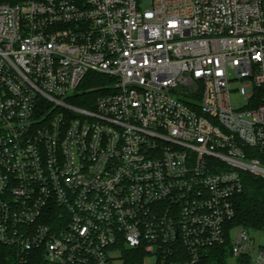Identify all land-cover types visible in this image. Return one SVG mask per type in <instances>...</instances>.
<instances>
[{"label": "built area", "instance_id": "2783aa9c", "mask_svg": "<svg viewBox=\"0 0 264 264\" xmlns=\"http://www.w3.org/2000/svg\"><path fill=\"white\" fill-rule=\"evenodd\" d=\"M90 72L107 82L83 106ZM246 174L264 178V0H0L18 264H264V228L232 237Z\"/></svg>", "mask_w": 264, "mask_h": 264}, {"label": "trees", "instance_id": "16d2710c", "mask_svg": "<svg viewBox=\"0 0 264 264\" xmlns=\"http://www.w3.org/2000/svg\"><path fill=\"white\" fill-rule=\"evenodd\" d=\"M103 79L105 76L102 74L88 73L77 88L76 102L86 106L87 97L93 98L103 93L106 84ZM230 224L252 230L264 228V178L252 174L245 175L244 190L236 197V214ZM133 255L128 257L127 264H141L140 259ZM16 260L14 250L0 244V264H18ZM219 261L225 264L227 259L222 257Z\"/></svg>", "mask_w": 264, "mask_h": 264}, {"label": "rangeland", "instance_id": "374dc122", "mask_svg": "<svg viewBox=\"0 0 264 264\" xmlns=\"http://www.w3.org/2000/svg\"><path fill=\"white\" fill-rule=\"evenodd\" d=\"M103 80L104 81L106 80L105 82H107V77H105V79H103ZM232 89H233L232 99H233V102L236 105V107L237 106L242 107V106L246 105L247 102H246L245 98L243 97V95H241L237 91L238 85L237 84H233L232 85ZM77 91H78V89L75 90V93ZM87 98L91 99V97H87ZM237 230H238V226L233 228L232 237H234L236 235ZM252 234H253V237L255 238L256 245H263L264 246V232L253 231ZM115 254L118 257V253H115ZM228 260L231 263V262H237L238 259L228 257L227 261ZM115 264H125V260L117 258V259H115Z\"/></svg>", "mask_w": 264, "mask_h": 264}]
</instances>
